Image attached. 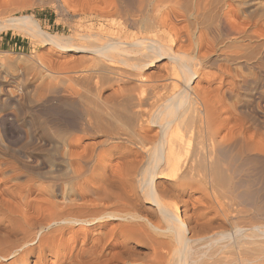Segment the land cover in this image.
<instances>
[{
  "label": "bare ground",
  "instance_id": "obj_1",
  "mask_svg": "<svg viewBox=\"0 0 264 264\" xmlns=\"http://www.w3.org/2000/svg\"><path fill=\"white\" fill-rule=\"evenodd\" d=\"M112 3L96 17L146 36L85 31L74 41L0 12V32L72 58L63 70L43 64L38 83L37 64L13 71L0 58V264H264V122L230 103L258 86L264 33L236 24L231 0ZM243 5L259 27L264 7ZM49 103L60 119L28 117L26 107Z\"/></svg>",
  "mask_w": 264,
  "mask_h": 264
},
{
  "label": "rangeland",
  "instance_id": "obj_2",
  "mask_svg": "<svg viewBox=\"0 0 264 264\" xmlns=\"http://www.w3.org/2000/svg\"><path fill=\"white\" fill-rule=\"evenodd\" d=\"M4 1L7 2V3L9 1L11 2V0H7V1L6 0H0V3L1 4L3 3V6L0 4V12L3 14V15L0 14V16L2 15L1 18L2 17H16V16H21V15H31V16H34L35 19H37L39 21V23L41 24L42 28L47 33H51L53 35L58 34L59 36H65V37H70L71 36V38H73L74 41H79V36H81V33L85 32V31H87V32L89 31L90 33H96V34L103 35L104 38H106V37L107 38H109V37L110 38L120 37V38H123V39H127V38L128 39H136V38H142L144 36V34L146 36V33L140 32L138 29H136V27H132V26L128 27L127 26L125 28L124 27L121 28L120 24L122 23V21L117 16H113V18L112 17L103 18V20H101L98 17H96V12H98L100 9H102V10L104 9L103 11L108 10V9H105V7L108 6V5L110 6V4H111V7H113L114 4L112 3V1H114V0H111V1L109 0V2H104V1H108V0H98L99 4H95V6L101 5V6H97V8H100L98 10H96L95 6H92L95 3L94 0H87V1L85 0L86 3H85L84 0L83 1L82 0L81 1L80 0H65V1L64 0H42V1L41 0H39V1L36 0V2L34 0V3H32L33 0H31L30 3H28L27 5L24 4L25 6H28L26 8H24L25 6L23 4H21V5L18 4L17 5V3H14V1L11 2L10 5H9V3L7 4ZM93 1H94V3H92ZM100 1H102L103 4ZM119 1L120 0H115L116 3L118 2L117 5H119L121 3L120 7L123 8V9H126L127 8L126 7L127 4H129L128 1H130V0H123L121 2H119ZM124 1H125V3H123ZM245 1L246 0H231V3L234 6L233 9H232V13L234 14L235 23L236 24L237 23L238 24L239 23L240 24L243 23L244 27H245V24H246L248 26V27L247 26L246 27L249 28L251 31L253 29H256V30L259 31V34L260 33H264V20H260V19L257 20L256 19V23H259V27H254V25H252V24L255 22V20L250 18L248 13L246 11H244V9H243L244 8L243 3ZM254 2H255L256 6H259V7L263 6L264 7V0H254ZM4 3H5V5L7 4L9 7L6 5V7L3 8L4 7ZM12 3H13V5L16 4V5H14L15 8L12 7L13 6V5H11ZM70 5H71V7H70ZM20 6H22L23 8L20 7ZM65 6L67 7L66 9L64 8ZM87 6L89 7L90 10L89 9L87 10V8H88ZM217 7L219 9L220 8L222 9V8L225 7V4L221 3ZM6 8H7V10H6ZM10 8L13 10V12H12V10H10ZM19 8H21V9H19ZM106 8H108V7H106ZM1 9L2 10L5 9V10L2 12ZM75 9H77V10H75ZM91 9H92V11H91ZM94 9H95V11H94ZM73 11H75V12L73 13ZM71 13H72V15H70ZM73 14H75V15H73ZM173 18H174V19H172L173 23L178 22L179 23V25H178L179 28H182L184 26L183 25L184 22L177 21L179 19H176L175 17H173ZM250 22H251V24L248 25ZM78 25H79V27H76ZM98 27L100 28V30H99ZM191 29H192V27H191ZM103 31H104V33H103ZM192 31L198 32L194 28L192 29ZM252 34H253L252 38L254 40L252 39L250 42H252V45L254 47L249 49V55H251L253 60H255L256 59L255 57H257V52L259 50V46H258V42L257 41H260V40H259V37H257V36H259L257 33L252 32ZM132 35H134V36H132ZM149 35H151V34H149ZM149 35H147V36H149ZM16 36H18V37H16ZM104 38H102V39H104ZM107 38L104 39V40L107 41ZM260 39H264V37H261ZM104 40H102V41H104ZM255 46H258V47H255ZM60 52L61 51L57 50L53 46H50L48 43H43L41 40H38V38L33 37L31 35H28V34H24L20 30H13L12 29V30H6V31L0 32V58L2 56V58L5 59V61L8 60V62L9 61L13 62L11 64L13 66V68H11L13 71L18 70L21 67H22L21 69L28 68L32 64H37L38 66H40L39 69H38L39 73L37 71L38 74H37L36 78L34 79L36 82L33 80V83L34 82L38 83V79L41 81V78H42V80L47 78L45 76L46 72L44 71L45 68H44L43 64L54 63L53 65L54 66L56 65V67H59L60 69L64 65L65 67H63L61 70H63V69H65V68L70 66L69 62L72 59L70 57L71 55L68 56L65 53L61 54ZM35 58H36V60L38 62L36 60H34ZM247 60L248 59L239 60L233 65L232 68H233V70H235V74L237 75V78H235V79H237V80L241 79V75L244 73V71H242L243 70L242 69V63L243 62H247ZM31 61H34V62L30 64ZM71 63L72 62H70V64ZM14 65H16V67ZM41 65H43V66H41ZM121 68H124V67H121ZM124 69H125V71L127 70L126 68H124ZM206 70H207V72H210V71L213 72V73L216 72V70L204 69L205 72H206ZM255 72L256 71H254L252 69H249V71H247L248 77H251ZM256 75L259 77L258 86L254 87L252 89V91H249V92H245V91H242V90L238 91L237 92V96L235 98H233L231 102L230 101L229 102L232 103L233 105H235V109H237V112H239V113L242 112V110L250 111L249 108L253 109L255 111L254 115L258 116V118H260V120L264 122V68H263V71L261 73H257ZM146 76H147V74H146ZM112 77L113 76L105 75V79L108 78L106 80L107 81L106 84H109L108 83L109 80H111L112 82L110 81V83L113 84V85L109 84V86H108V89L110 91L113 90L115 86H117L116 82L113 81L115 77H113V78ZM134 78L135 77L132 78V82L134 84L133 83H131V84L135 85V86H139L140 85V81H141V77H136L137 79L136 78L134 79ZM218 84H219V80L214 81L211 84V88L218 87L219 86ZM110 85L112 87L113 86L114 87L112 88ZM200 86L202 88H207V87H209V84L206 83V82H203V83H201ZM8 88L10 90L9 94H12L13 92H16V90H18L16 88V84H14V86L12 84ZM11 104L8 105L10 107L7 106V110L9 109L8 111L14 112L15 111V105L14 104L11 105ZM28 104H30V103H28ZM52 104H50V103L49 104H45V105L44 104H40V105H36L35 107L32 105L30 107V109H31L30 112H29V110H30L29 107H26L27 111H28V117H30L32 119H36V117H37V120L38 119L39 120H44L46 118L49 119V120H55V119L58 120V119H60L64 115V113L63 112L61 113V109L58 110V108L54 107ZM33 108H36V109L33 110ZM53 108H54V110H53ZM32 110H33V112H32ZM55 110H56L57 113L59 112V114H62V116L61 115L59 116V114H57L55 112ZM31 113H32V115H31ZM67 116L71 117V116H73V113L68 111ZM249 181H253V178H250ZM263 203H264V201H263Z\"/></svg>",
  "mask_w": 264,
  "mask_h": 264
}]
</instances>
